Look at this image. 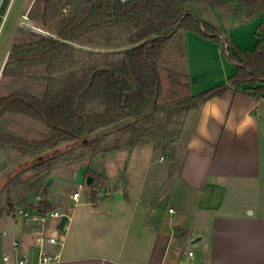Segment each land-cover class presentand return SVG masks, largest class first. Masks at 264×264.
<instances>
[{
  "label": "crops",
  "instance_id": "crops-1",
  "mask_svg": "<svg viewBox=\"0 0 264 264\" xmlns=\"http://www.w3.org/2000/svg\"><path fill=\"white\" fill-rule=\"evenodd\" d=\"M219 9L193 7L243 50L264 40V12L243 20ZM184 34L189 94L227 82L237 65L217 43L193 31ZM179 139L181 150L172 149L178 161L172 177L170 167L150 171L155 161L135 156L140 146L111 151L104 164L94 160L105 154L81 161L77 181L92 169L108 178V188L97 202L90 188L65 208L54 186L48 200L68 221L60 232L57 221H50L49 232H58L63 245L46 248L60 260L40 263L35 253L28 264H264V97L229 89L191 110ZM124 149L125 155H115ZM21 217L0 213V264H19L30 255L40 224L25 217L20 222Z\"/></svg>",
  "mask_w": 264,
  "mask_h": 264
},
{
  "label": "trees",
  "instance_id": "trees-1",
  "mask_svg": "<svg viewBox=\"0 0 264 264\" xmlns=\"http://www.w3.org/2000/svg\"><path fill=\"white\" fill-rule=\"evenodd\" d=\"M45 8L56 7L44 0ZM76 6L56 26L55 37H42L36 42L14 44L2 73L18 77L34 67H44L48 73L47 86L42 95L16 90L0 97V116L21 114L45 125L50 133L42 140L27 141L21 137L0 133V145L11 146L24 154L41 149H53L49 160L35 165L37 175L48 173L60 150L67 142L83 141L84 151L78 156L93 157L125 147L152 143L155 148L170 150L181 136L187 114L206 101L234 89L264 97V40L259 38L253 49L243 50L210 22L190 7L204 3L215 8L235 11L243 20L257 18L264 12V0H74ZM113 29L129 33L133 45L124 56L101 66H90L81 75L67 79L54 76L74 66V47L86 36L110 40L106 34ZM193 31L217 43L222 53L237 65L227 82L197 94H188L174 103L160 102L163 83L160 63L178 34ZM184 50L186 42L184 41ZM188 77V74H187ZM249 85L244 87V85ZM189 85L188 83L186 84ZM158 115L159 121L153 122ZM130 122L118 128L115 145H106L99 130ZM132 120V121H131ZM179 126L177 138L172 139L169 128ZM174 160V157H173ZM178 167L174 160L172 177ZM91 198L97 202L100 193L108 188V178L92 169ZM35 192L44 189L42 179L35 184ZM37 206L40 214L52 209L50 201Z\"/></svg>",
  "mask_w": 264,
  "mask_h": 264
},
{
  "label": "rangeland",
  "instance_id": "rangeland-1",
  "mask_svg": "<svg viewBox=\"0 0 264 264\" xmlns=\"http://www.w3.org/2000/svg\"><path fill=\"white\" fill-rule=\"evenodd\" d=\"M51 1L56 7L50 9L45 8L44 0L2 1L0 6V69L6 52L8 50L11 51L14 44L36 42L42 37L56 36L55 31L59 21L62 17L69 15L76 6L74 0ZM189 6L198 8L208 5L197 2ZM220 9L221 11L230 10L224 7ZM23 12L24 15L22 16ZM25 24H32L38 30L32 31ZM106 37L110 40H102L99 37L89 40L90 37L86 36V38L74 42L73 45L71 44L74 47V66L62 72H57L54 76L60 79H67L74 74L81 75L90 66H101L122 58L124 53L133 46L129 40V33L120 29H113L106 34ZM184 41L186 42L185 34H178L176 42L170 45L168 52L160 63L163 83V93L160 100L162 103H174L189 94L188 86L186 85L188 77L186 48L184 50L183 47ZM47 76L48 73L44 67H34L18 77L6 76L1 71L0 97L16 90L42 95L48 83ZM160 119L161 115H158L152 123ZM127 122H130V120L123 121L107 129H101L96 134L105 135L106 145L108 147L113 146L119 137L118 128ZM168 131L172 136L171 138L176 139L179 126L173 125ZM0 133H8L27 141H34L47 138L50 130L30 117L16 113H6L0 116ZM150 144L152 143L141 145L135 156L141 158L150 157L155 161L150 171L158 167H162V169L170 167L171 170L174 162L172 149L176 148L175 151L178 150V152L181 150L180 139L173 144L170 142V150L163 148L154 149ZM58 149L60 152L53 168L44 175H37L36 163L49 160L53 149L45 148L24 154L19 149L0 145V213L6 212L10 215L15 213L18 216H22L19 220L20 222L24 217L22 212L27 211L30 216L36 215L39 213L36 207L41 206V208H44V205H41V201L49 199L48 196L53 192L54 186L58 188V195L61 201L65 203V208L73 207L75 200L72 199V194L75 191L80 192L81 199L87 195L90 185L86 182V179L83 180L84 186L80 188L79 181H77L79 178L76 179L74 177L78 172L79 163L90 158L89 155L83 158L78 157L84 151L83 141L77 140L63 143ZM108 153H105L106 157H99L94 162L104 164L112 156V154ZM125 154L126 151L124 149L117 151L115 155L122 156ZM162 155L165 156L164 160L160 159ZM94 164L98 166V163ZM55 176L59 177L55 180ZM50 178H52V181L48 184ZM39 179H42L44 189L41 192H35L34 187ZM121 193H124V191ZM174 206L177 205L174 204ZM60 208L64 210V207ZM58 231L60 232L61 230L59 229Z\"/></svg>",
  "mask_w": 264,
  "mask_h": 264
},
{
  "label": "built area",
  "instance_id": "built-area-1",
  "mask_svg": "<svg viewBox=\"0 0 264 264\" xmlns=\"http://www.w3.org/2000/svg\"><path fill=\"white\" fill-rule=\"evenodd\" d=\"M165 156H161V160H164ZM80 188H82L84 186L83 182L79 183ZM100 195H102V193H100ZM80 197V192L79 191H75L72 194V199L75 200V202L77 203ZM23 216L27 219H32L35 222H38L40 224V226L35 230V233L33 235V237L30 240V244L32 246L31 251H30V255H25L24 257L19 259V264H28L31 261V256L35 253H37L38 257H39V262L40 263H49V262H57L60 260V254L59 253H52L50 251L47 250V245H56L58 247H61L63 245V239L61 238V236H58V230L60 229L61 231L63 229L60 228V221L62 219V217L64 215H67L64 212H61L57 209H51L49 211H47L45 214H40L37 213L36 215L30 216V214L25 211L22 212ZM68 216V215H67ZM51 220H55L57 221L56 224V229H57V234H51L49 232V223ZM14 247L18 248L20 247V241L16 240L14 242ZM188 255L190 257L194 256V251L190 250L188 252ZM11 254L7 253L4 256V259L8 260L10 258Z\"/></svg>",
  "mask_w": 264,
  "mask_h": 264
},
{
  "label": "water",
  "instance_id": "water-1",
  "mask_svg": "<svg viewBox=\"0 0 264 264\" xmlns=\"http://www.w3.org/2000/svg\"><path fill=\"white\" fill-rule=\"evenodd\" d=\"M2 1L3 0H0V6H1V4H2ZM26 26H27V28L28 29H30V30H32V31H36V30H38L37 29V27L36 26H34V25H32V24H25ZM51 37H55L54 35H50ZM69 44H74L73 42H69V41H67ZM51 181H52V178H50L49 180H48V184H50L51 183ZM86 182L90 185L91 184V182H92V176H87V178H86ZM68 221V216L67 215H64L63 217H62V219H61V221H60V228L61 229H63L64 228V225H65V223ZM201 239V237L199 236V237H197V238H195L194 240H193V244L194 243H196L197 241H199Z\"/></svg>",
  "mask_w": 264,
  "mask_h": 264
}]
</instances>
